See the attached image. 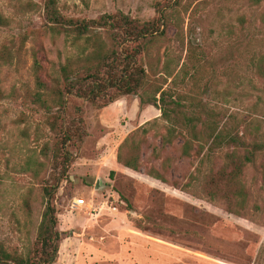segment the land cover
Returning a JSON list of instances; mask_svg holds the SVG:
<instances>
[{
  "label": "rangeland",
  "instance_id": "obj_1",
  "mask_svg": "<svg viewBox=\"0 0 264 264\" xmlns=\"http://www.w3.org/2000/svg\"><path fill=\"white\" fill-rule=\"evenodd\" d=\"M58 7L81 18L124 12L149 20L166 14L167 38L157 53L162 62L166 53L181 50L174 41L177 30L183 32L185 47L176 73L189 40L205 62L197 76L179 75L165 87L172 99L182 96L181 102L188 103L201 96L227 114L264 117V101L258 113L252 109L264 97V84L251 64L252 56L264 50V34L260 9L247 0H58ZM44 8L45 0H0V12L8 19L0 25V50L7 46L14 54L10 60L0 57V238L20 250L35 241L44 209L42 187L54 169L53 135L43 111L26 97L35 88L33 47L43 43L49 60L59 61L58 50L43 34ZM147 107L153 111L149 119L143 117ZM84 110L88 135L69 147L74 160L55 200L64 234L54 264H264V226L153 179L145 166L133 172L117 162L124 138L159 117L158 108L126 95L104 108L84 103ZM150 154L151 148H145L144 158ZM175 167L171 178L183 183L192 166L180 160ZM254 176L249 169L250 184Z\"/></svg>",
  "mask_w": 264,
  "mask_h": 264
},
{
  "label": "trees",
  "instance_id": "obj_2",
  "mask_svg": "<svg viewBox=\"0 0 264 264\" xmlns=\"http://www.w3.org/2000/svg\"><path fill=\"white\" fill-rule=\"evenodd\" d=\"M247 1L260 9V29L264 34V0ZM44 19L43 34L58 50L59 61L49 60L43 43L33 47L35 88L27 90L26 97L43 111L44 123L53 135L54 169L42 187L44 209L35 241L20 250L0 238V264L57 261L64 232L58 227L55 200L74 160L69 147L82 143L88 135L84 103L104 108L126 95H137L141 106L153 105L161 115L124 138L116 153L118 163L133 172L145 166L146 174L153 179L264 226V117L248 119L233 112L227 114L209 106L201 96H193L188 103L181 102L182 96L172 99L165 87L179 75L197 76L205 62L189 40L185 60L176 73L185 47L179 30L174 41L179 43L180 52L166 53L162 62L157 53L167 38L166 14L158 12L149 20L124 12L81 18L65 15L58 0H45ZM240 20L246 22L245 16ZM7 24L8 19L0 12V25ZM27 39L26 34L22 36L18 56ZM12 56L11 48L3 46L0 57L10 60ZM45 62L51 63V68ZM251 64L264 84V50L252 56ZM259 100L252 104L255 113L264 97ZM261 113L264 116V106ZM145 148H151L147 159ZM174 149L177 155L170 152ZM180 160H188L192 166V171L183 174V183L171 178ZM249 169L255 173L251 184L247 180Z\"/></svg>",
  "mask_w": 264,
  "mask_h": 264
},
{
  "label": "crops",
  "instance_id": "obj_3",
  "mask_svg": "<svg viewBox=\"0 0 264 264\" xmlns=\"http://www.w3.org/2000/svg\"><path fill=\"white\" fill-rule=\"evenodd\" d=\"M153 113L151 107H147L146 110L143 111V117H147L149 119L150 115ZM159 115L158 113L156 116Z\"/></svg>",
  "mask_w": 264,
  "mask_h": 264
},
{
  "label": "water",
  "instance_id": "obj_4",
  "mask_svg": "<svg viewBox=\"0 0 264 264\" xmlns=\"http://www.w3.org/2000/svg\"><path fill=\"white\" fill-rule=\"evenodd\" d=\"M96 187H100V182H97Z\"/></svg>",
  "mask_w": 264,
  "mask_h": 264
}]
</instances>
